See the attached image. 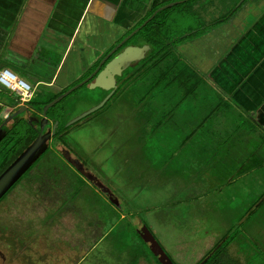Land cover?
<instances>
[{"label":"rangeland","instance_id":"1","mask_svg":"<svg viewBox=\"0 0 264 264\" xmlns=\"http://www.w3.org/2000/svg\"><path fill=\"white\" fill-rule=\"evenodd\" d=\"M198 1L201 7L192 12L187 2L160 10L167 11L171 29L163 34L166 37L160 35L163 43L167 37L188 34L201 22L220 19L241 0ZM180 58L186 61L184 56ZM8 68L34 85L18 69ZM161 84L156 89L140 84L125 91L126 96L117 91L101 108L71 125L63 138L69 147L83 151L87 165L119 203L112 204L93 186L79 195L87 217L91 211V216L101 221L103 233L93 247L88 239L84 242L86 255L81 264H157L138 233L143 225L174 264H195L224 235L231 239L227 250L239 264H264V131L247 116L223 120L219 115L227 113V107L230 116L237 114L232 109L233 99H224L207 81L197 101L192 96L178 98L180 89H172L170 83L164 90ZM37 92L34 101L47 100ZM104 93L81 86L55 107L62 104L65 114L75 116L101 101L107 95ZM13 98L12 91L2 87L0 100ZM205 114L209 116L196 129L195 124ZM211 123L217 127L230 123L233 128L241 124L240 128L255 133L244 147L257 149V165L237 175L233 164L237 166L240 159L229 165L222 162L223 151H207L213 147L208 133Z\"/></svg>","mask_w":264,"mask_h":264},{"label":"crops","instance_id":"2","mask_svg":"<svg viewBox=\"0 0 264 264\" xmlns=\"http://www.w3.org/2000/svg\"><path fill=\"white\" fill-rule=\"evenodd\" d=\"M173 1H180L173 5L187 1L190 11L200 5L198 0H0V69H18L34 81L32 87L40 98H50L89 75L123 37L157 8ZM225 14L193 27L192 32L205 29L176 49L209 86L224 99H233L237 114L230 116L227 107V113L219 115L223 120L247 116L264 131V0H241ZM134 35L129 40L137 39L129 44H146ZM39 85L49 91L39 93ZM133 97L132 93L134 102ZM201 120L195 122L196 129L202 127ZM224 126L211 123L208 133L213 147L207 151H223L222 162L229 165L240 159L237 166L233 164L237 175L254 168L260 161L257 149L248 151L244 145L256 134L240 128L241 124ZM241 159L247 163L242 165Z\"/></svg>","mask_w":264,"mask_h":264},{"label":"flooded vegetation","instance_id":"3","mask_svg":"<svg viewBox=\"0 0 264 264\" xmlns=\"http://www.w3.org/2000/svg\"><path fill=\"white\" fill-rule=\"evenodd\" d=\"M134 66L116 77L112 94L120 86L125 96V91L134 88ZM84 78L53 93L47 102ZM19 109L22 111L17 113ZM66 110L62 104L48 108V124L40 131L42 108L34 101V91L23 104L14 98L0 100V174L38 134H49L44 150L0 196V264H81L86 255L82 251L84 242L88 239L93 247L103 237L101 221L92 217L91 211L89 217L93 220L88 219L87 209L81 207L78 197L90 186L106 198L114 194L87 165L83 151L69 147L63 139L68 128L79 121L65 126L76 116L65 114ZM55 121L57 125L52 129Z\"/></svg>","mask_w":264,"mask_h":264},{"label":"trees","instance_id":"4","mask_svg":"<svg viewBox=\"0 0 264 264\" xmlns=\"http://www.w3.org/2000/svg\"><path fill=\"white\" fill-rule=\"evenodd\" d=\"M162 12L163 11L157 12L153 18L141 26L134 35V37L140 36L142 41L149 44L150 50L146 56L134 66V78L132 84L134 85V88H137L140 84H144L148 85V87L154 86L156 89L159 87L158 85L162 83L160 88L168 90V84L171 83V86L173 85L171 87L172 89H180L179 95L176 97L182 99H187L189 96L198 98L201 90H203V88L205 89L204 83L206 80L189 61H183L180 58L182 55L178 53L176 46L184 40L202 34L205 28L199 27L194 32H191L190 29L187 31L188 34L174 39L167 37L164 39L165 42L163 43V38L160 35L165 36L163 34H169L171 29H169L170 25H167V11L164 13ZM159 16L160 18L157 19ZM220 21L221 20L218 22ZM142 23L143 22L135 28L139 27ZM141 32H144L143 35H139ZM130 42L131 39L128 40L125 45ZM156 69L159 70V73H157L158 70L154 72ZM164 81L165 84L163 83ZM121 88L122 86H120L118 90ZM145 94L143 96H145ZM48 100L49 99L47 98V100L43 102H37V107L41 109L42 105ZM169 114L170 113L167 112V115ZM207 116H204L200 124L205 121ZM226 236L227 235L222 236L195 264H199L206 256L207 259L202 264H239V262L234 259L227 250V244L231 239H227ZM155 261L157 264H160L156 257Z\"/></svg>","mask_w":264,"mask_h":264},{"label":"water","instance_id":"5","mask_svg":"<svg viewBox=\"0 0 264 264\" xmlns=\"http://www.w3.org/2000/svg\"><path fill=\"white\" fill-rule=\"evenodd\" d=\"M177 2L180 1H173L157 8L152 13V15L147 20H145L140 26H143L150 18L154 16L157 11L170 7L173 4H176ZM138 29L139 27L135 28L128 35L123 37L114 47H112V49L101 58L94 70L83 80L69 87L64 92L60 93L58 96L43 105V117L40 120V131L45 125L48 124V121L45 117L48 108L56 104L62 98L71 94L77 88L83 86L85 83H87V88L89 89L104 90L108 91V93L97 104L91 106L89 109L70 119L65 124V126L73 124L74 122L80 120L81 118L89 115L93 111L103 106V104L109 99L114 89L116 88V77L120 76L122 71L127 67L136 65L140 60L144 58L145 53L150 49L149 44H126L119 51H117V49L123 44H125L129 40V38L138 31ZM115 51L117 52L112 57H110ZM44 86L45 85H39V89H41L39 90V93H41L42 90L45 92L49 91V87ZM21 111L22 109H19L17 113ZM56 125L57 121L54 122L52 129H54ZM46 137H49L48 133L44 134L43 136L38 134V136L30 144V146H28L22 153H20V155L16 157L14 161L10 165H8L7 168L0 174V196L24 172V170L31 164V162L36 159L39 153L44 150V141ZM107 199L112 204L119 206L118 200L114 195H107ZM138 233L140 234L142 240L148 244L150 252L157 258L160 264H174L171 258L163 249V247L153 236L152 232L146 226L143 225L141 228H139ZM206 259L207 256L199 264H202Z\"/></svg>","mask_w":264,"mask_h":264},{"label":"built area","instance_id":"6","mask_svg":"<svg viewBox=\"0 0 264 264\" xmlns=\"http://www.w3.org/2000/svg\"><path fill=\"white\" fill-rule=\"evenodd\" d=\"M0 73H8L15 79V83L20 86L18 88L13 87V85L9 81L0 80V86L11 90L15 95V99L18 104H23L31 98L34 88L31 87L29 83L18 77L13 71L6 67L1 68Z\"/></svg>","mask_w":264,"mask_h":264},{"label":"clouds","instance_id":"7","mask_svg":"<svg viewBox=\"0 0 264 264\" xmlns=\"http://www.w3.org/2000/svg\"><path fill=\"white\" fill-rule=\"evenodd\" d=\"M0 80L9 81L13 85V87H17V88L20 87L15 83V79L12 76H10L8 73H0Z\"/></svg>","mask_w":264,"mask_h":264}]
</instances>
